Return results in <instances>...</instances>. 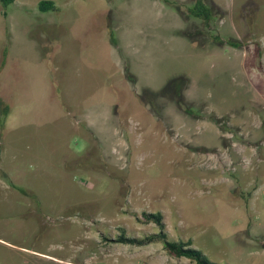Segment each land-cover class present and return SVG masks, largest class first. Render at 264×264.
I'll list each match as a JSON object with an SVG mask.
<instances>
[{
  "label": "rangeland",
  "instance_id": "obj_1",
  "mask_svg": "<svg viewBox=\"0 0 264 264\" xmlns=\"http://www.w3.org/2000/svg\"><path fill=\"white\" fill-rule=\"evenodd\" d=\"M40 1L0 2V264H188L116 240L156 212L264 264V0Z\"/></svg>",
  "mask_w": 264,
  "mask_h": 264
},
{
  "label": "trees",
  "instance_id": "obj_2",
  "mask_svg": "<svg viewBox=\"0 0 264 264\" xmlns=\"http://www.w3.org/2000/svg\"><path fill=\"white\" fill-rule=\"evenodd\" d=\"M169 3L167 0H165ZM5 9H8L10 5L17 2V0H0ZM111 2V0H109ZM56 3L52 0H42L38 4V10L40 12H56ZM7 11L4 13L7 16ZM187 14L195 19H199L207 29H211L212 22L215 18L213 10L205 3L204 0H195V3L187 8ZM212 39L222 44L224 43L220 36L214 35ZM238 47L237 44L231 43ZM5 61L3 65H5ZM0 112L4 117L8 116L9 107L5 106L3 99L0 97ZM23 193L26 190L18 188ZM148 221L154 222L159 232L152 233L150 235H144L143 237H127V232L124 231L121 235L116 237V240L123 244L137 245L138 247L147 246L154 242L161 243L164 249L176 259L186 258L189 260L188 264H219L212 262L208 256H206L201 250L197 249L192 239H179L176 240L169 231L166 230L164 223V215L162 213H145Z\"/></svg>",
  "mask_w": 264,
  "mask_h": 264
}]
</instances>
